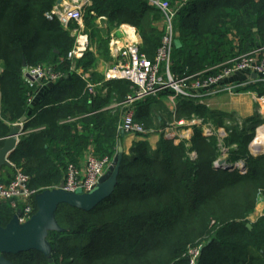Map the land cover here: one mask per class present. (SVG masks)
Listing matches in <instances>:
<instances>
[{"label": "trees", "instance_id": "obj_1", "mask_svg": "<svg viewBox=\"0 0 264 264\" xmlns=\"http://www.w3.org/2000/svg\"><path fill=\"white\" fill-rule=\"evenodd\" d=\"M56 1L0 0V146L10 125L25 117L24 133L8 159L29 176L28 186L36 193L59 184L67 164L78 163L83 151L113 159L125 132L118 130L124 107L112 104H121L133 91L128 80L115 79L103 81L95 94L88 92V79L78 70L89 72L96 55L87 49L79 59L67 58L75 43L70 31L80 26L71 22L64 28L56 16L47 17ZM98 16L112 27L124 22L134 26L141 52L153 58L164 31L154 24L161 13L148 0H91L83 17L85 30ZM173 26L171 73L186 76L264 46V0H187ZM107 44L101 40L99 50L105 52ZM24 64H54L62 75L36 91L23 76ZM90 81L102 77L94 73ZM237 91L264 95V83ZM169 93L134 102V120L150 133L171 119L207 115L228 131L225 144H235L229 156L246 160L245 173L214 167L216 141L206 139L198 127L189 139L195 157L188 155L184 141L176 144L159 132L153 149L149 133L140 134L123 152L109 198L88 211L58 206L55 218L64 230L48 233L51 262L35 250L4 256L13 264H189L183 256L187 245L207 236L196 264H264V217L246 225L258 190H264V152L254 155L247 147L260 122L248 117L243 127L226 125L232 113L186 97L176 99L175 109L154 110ZM161 111L167 120L157 114ZM1 167L11 171L5 180L1 177L7 181L13 167ZM13 212L9 202H0L2 225Z\"/></svg>", "mask_w": 264, "mask_h": 264}, {"label": "built area", "instance_id": "obj_2", "mask_svg": "<svg viewBox=\"0 0 264 264\" xmlns=\"http://www.w3.org/2000/svg\"><path fill=\"white\" fill-rule=\"evenodd\" d=\"M186 1L148 0L151 6L159 9L164 22L161 44L153 58H149L141 52L138 41L129 39L130 42L121 43L118 48L116 62L105 71V81L124 79L128 80L133 88L132 93L123 102L125 104L124 113L118 125L121 132L135 135L149 133L142 124L134 120L132 104L149 96H158L165 90H172V93H169L166 99L171 107L170 109H175L178 97L191 98L196 103L205 104L207 99L221 94H236L238 88H243L248 84L264 83V46L253 48L248 52L234 56L225 63L208 67L193 74L178 76L171 73V50L176 34L173 19ZM89 5H91V0H61L47 14L48 18L56 16L64 28L70 22H76L80 26V29L74 28L71 30L75 34V43L67 53L69 60L79 59L88 48V34L83 32L81 23L85 10ZM91 13L93 12L91 11ZM124 31H127V29H124ZM55 66L54 64L25 66L23 76L29 86L36 85V81L51 83L58 80L62 75L59 70L55 69ZM78 73L83 72L78 70ZM236 73L245 74L246 79L242 82L229 81L228 78ZM253 74L255 75L253 76ZM83 78H87L85 73H83ZM100 84L86 80V89L88 92L95 94L96 87ZM247 93L264 105V95H259L255 91H247ZM177 122L182 124L185 121L181 119ZM212 131L213 128L209 126L202 128L204 134H210ZM226 135L225 131L224 134L219 135L220 152L226 149L225 146L221 145L222 139ZM111 163V158L107 156L97 157L93 151H88L83 163L67 164L60 183L63 184V189L67 191L81 190L88 192L98 183L99 178L108 170ZM214 164V167H216L218 162L214 161ZM231 165L233 167L234 164ZM11 166L13 172L7 181L1 180L4 170L0 166V202H9L14 208V212L16 209H20L18 220L23 223L34 213L32 197L36 190L29 188V176L23 172L21 167L13 164ZM235 166H237L240 173H245L247 170L242 160L240 164ZM59 184L53 187H58ZM260 201L264 202V198L261 197ZM196 256L197 251H194L192 264H196Z\"/></svg>", "mask_w": 264, "mask_h": 264}, {"label": "water", "instance_id": "obj_3", "mask_svg": "<svg viewBox=\"0 0 264 264\" xmlns=\"http://www.w3.org/2000/svg\"><path fill=\"white\" fill-rule=\"evenodd\" d=\"M60 1L57 0L56 3L58 4ZM25 120L26 118L22 117L18 123L10 127L7 137L0 146V166H11L8 157L19 142ZM123 152L122 143L119 141L108 170L88 192L67 191L63 189V184L60 183L58 187L46 188L35 194L36 210L25 222L20 223L18 220L20 209H16L6 224L2 225L0 220V264H13L4 256L5 254H18L31 250L41 252L48 259V262H51V245L48 240V233L64 230L55 218L58 206L65 203L73 208L88 211L109 198L117 183L118 168ZM251 152L254 155L263 153L259 145L251 148ZM222 165L224 168H232L229 162L219 159L216 168ZM246 225L248 228L251 227L250 223Z\"/></svg>", "mask_w": 264, "mask_h": 264}, {"label": "rangeland", "instance_id": "obj_4", "mask_svg": "<svg viewBox=\"0 0 264 264\" xmlns=\"http://www.w3.org/2000/svg\"><path fill=\"white\" fill-rule=\"evenodd\" d=\"M83 20H84V18L82 19V23H81L82 25H83ZM71 34L75 35L74 33H71ZM99 37H100V35H99ZM89 45H92V41L88 35V46ZM89 80H90V78H89ZM167 95L162 97V99L165 103L168 102V100L166 99ZM123 102L121 104H112V107L120 106L123 109V107L125 105V104H123ZM203 105H205L206 106L205 108H207V109L209 108L212 110H217L220 112H224L226 114L232 113V118L226 119L227 120L226 125L231 123L230 125L237 126V128H240L241 125L243 127L244 126L243 122L245 120H247L248 117H252V118L255 117V119H257L260 122V124L257 125L256 127H254L253 137H252L251 141L254 140V138L257 136V133L261 131L260 127L264 126V109L262 108V110L260 111L262 113H258V112L255 113L257 111L256 109H259V106H261V105L259 102H257L249 94L245 93L242 95H238V94H227V93H225V94H221V95L215 96L213 98L207 99L205 101V104H203ZM167 106H169V107H167ZM250 106H253V108L255 109V112L252 114L246 115L248 113V112H246V110L250 109ZM153 108H154V110L157 111L159 108H169L170 109L171 107L169 104H163V106H161V107L153 106ZM157 114H159L163 120H167L163 111H161V113L157 112ZM182 120L185 121L182 124H178L177 120H174V119L167 121L166 126L163 129H161L159 132H161L164 135H167L166 138L172 139L173 142L176 144L179 143L180 141H184V143L186 145V149H188V151H187L188 155L190 157H195L196 153L192 149V147H191L192 145H191V143H189V139H190V136L192 134L194 126L198 127L201 131V134L204 137H206V139L209 138L210 140L213 139L214 141H216L217 156H216L215 162L216 161L218 162V158H219V159H224L231 164H234L232 168H228V170H230V171H233V169H235L239 172L237 166H235V165L240 164L241 160L247 167L246 160L243 158H241V160L239 159L236 161H232V159L230 158L231 156H229V151H230V149L235 148V144L227 146L225 144L226 136L224 137V139H222V143H221V145L225 146L226 149H225V151L220 152V149H219V145H220L219 143L220 142L218 139H219V135L224 134V131L228 132L225 129V127L218 125V123L216 125L215 121L207 115H203V116L202 115L201 116L194 115V116H190L189 119H182ZM207 126L213 128L212 133H210V134L202 133V128L207 127ZM159 132L151 131L149 133V137H152L151 138V141H152L151 144H152L153 149L155 148V144H153L154 141H157L159 139ZM262 133L263 132L261 131L260 134H258V136L256 138L262 137V135H263ZM133 136L136 138L134 140H139L142 138L138 135H133ZM258 144H259V146H263L262 152H264V145L261 143H256V145H258ZM253 145H255V144H253ZM259 154H261V153H259ZM215 164L213 162V166ZM220 168H223V166H220ZM261 197L264 198V190L259 189L258 193H257V203L255 205L253 212L251 214H249V216H248V221H249L248 223L255 222L258 218L264 217V202L260 201ZM258 203H261L262 206L258 205ZM251 215H252V217H251ZM257 215H258V217L256 218ZM206 240H207V236H204L202 238H198L192 244L187 245V248H186L183 256L186 255L189 264H192L191 262H192L193 257H194V251H197V256L195 257V263H196L197 258L200 256L201 249L204 246V244L206 243Z\"/></svg>", "mask_w": 264, "mask_h": 264}, {"label": "crops", "instance_id": "obj_5", "mask_svg": "<svg viewBox=\"0 0 264 264\" xmlns=\"http://www.w3.org/2000/svg\"><path fill=\"white\" fill-rule=\"evenodd\" d=\"M154 24L157 26V28L163 29L164 22L162 19V15L158 19V21H156ZM81 28H82L83 32H85L89 35V38L92 41V45H89L87 49L90 50L91 52H93L96 55L97 59H96L94 66L90 69L89 72H83V70H80V69H79V72L81 71V72L85 73L88 80L92 74H94V73L99 74L102 77V81L97 82V83H102L103 81H105L104 80L105 71L112 64H114L116 62V56L118 55V48L121 45V43L126 44V42L127 43L130 42L129 39L138 41L139 45H141V42H142V39H141L139 33L137 32V30L134 26L124 22V23L118 24L117 26L112 27L109 25L107 18L106 17L104 18L103 16H98V17H95L93 19V27L85 30V27L82 25ZM90 29L94 30L93 36L90 34V31H91ZM124 29L125 30L127 29V31H124ZM70 32L74 33L73 31H70ZM99 35L101 38L99 37ZM73 36H75V35H73ZM176 36H177V33H176ZM101 40H105L108 43L107 48L105 49V52H103L101 49L99 50V42ZM0 71H1V69H0ZM83 73H79V74L83 77ZM228 79L231 82H242V81H244V79H246V75L243 73L235 74ZM121 80H124V79H121ZM45 85H47V82L36 81V88H37L36 91H40ZM100 85H98L97 87H99ZM104 91H105V89L102 90V92H104ZM245 93L249 94V93H247V91H238V93H236V94L242 95ZM249 95H251V94H249ZM161 100H162L161 101L162 104L167 103V102L165 103L163 101V99H161ZM154 104H156V103H154ZM260 105L261 106H259V109H256L257 110L256 112H255V109L253 108V106H250V109L246 110V112H248L246 115L252 114L254 112L255 113H257V112L262 113L260 111L262 110V108L264 109V105L261 103H260ZM14 124L10 125V127L13 126ZM22 126H23V133H24V127H25L24 123ZM77 128L79 129L80 126L77 125ZM133 135H135V134L125 133V136L122 140V146H123V150L125 153H128L130 146H131V143L134 141V139H136ZM20 136H19V138H20ZM151 138L152 137L148 138L150 144L152 143ZM156 142L157 141H154L153 144L156 145ZM250 143L248 144L247 147H248V150L251 152ZM151 146H152V144H151ZM85 155H86V153L83 151L81 157L78 160V163H83ZM9 173H11V171H7V170L3 171L2 176L4 177V180L6 179L5 178L6 175H8ZM258 205L262 206L261 203H258ZM251 217H252V215H251ZM257 217H258V215L256 216V218Z\"/></svg>", "mask_w": 264, "mask_h": 264}, {"label": "bare ground", "instance_id": "obj_6", "mask_svg": "<svg viewBox=\"0 0 264 264\" xmlns=\"http://www.w3.org/2000/svg\"><path fill=\"white\" fill-rule=\"evenodd\" d=\"M252 116V115H251ZM261 128V131L263 132L262 134V137H260V138H256L257 136H258V134H260V132H258L257 133V136L254 138V140H252V143H251V148H253V147H257L258 145H256V143H261V144H263L264 145V126L263 127H260ZM253 144H255V145H253ZM263 146H261V148H262Z\"/></svg>", "mask_w": 264, "mask_h": 264}, {"label": "flooded vegetation", "instance_id": "obj_7", "mask_svg": "<svg viewBox=\"0 0 264 264\" xmlns=\"http://www.w3.org/2000/svg\"><path fill=\"white\" fill-rule=\"evenodd\" d=\"M14 213V212H13Z\"/></svg>", "mask_w": 264, "mask_h": 264}]
</instances>
